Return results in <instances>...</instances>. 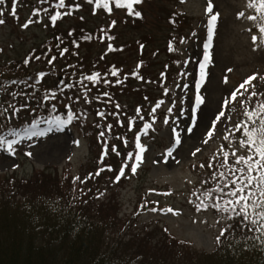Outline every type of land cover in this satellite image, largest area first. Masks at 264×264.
<instances>
[{
  "label": "trees",
  "instance_id": "1",
  "mask_svg": "<svg viewBox=\"0 0 264 264\" xmlns=\"http://www.w3.org/2000/svg\"><path fill=\"white\" fill-rule=\"evenodd\" d=\"M36 2L34 9H47V12L39 13L44 16L45 38L20 59H3L0 47V111L10 104L19 107L26 103L29 107L20 108L18 118L5 122L0 117V122L22 128L36 117H41L42 121L47 120L49 115L65 117L67 109L64 105L74 104L77 115L86 111L87 118L74 120L70 125L88 138L92 156L81 165L76 176L69 170L52 173L38 168L29 176L20 177L13 172L0 175V264H264V243H261L264 236L260 233L230 228L219 243L216 241L213 251L205 252L169 235L158 221L137 227L132 225L135 217H121L114 190L131 173L126 169L125 176L113 182L121 157L110 153L105 163H111L114 171L105 170L99 176L85 179L89 173L103 167L99 162L103 149L98 133L105 131L106 124H112L113 128L103 140L117 144L122 156L134 151L133 147L125 148L116 137H126L129 144L131 132L127 122L137 116L134 108L139 107V116L151 122L150 106L166 95L163 89L171 80L178 62L176 51H168L169 42L176 49V41L183 36L184 14L159 6L163 0H143L134 5L136 10L142 12V18L128 15L126 9H117L112 0H109L112 13L97 9L95 14L87 0H66V4L79 3L81 7L73 9L71 15L62 16L53 24L48 16L54 11L64 12L66 9H55L54 0ZM8 4L11 6L10 0H5L0 9ZM154 4L159 9L151 17L146 8ZM82 13H88L93 27H88L87 18L81 19ZM122 14V18H127L123 23L130 22L132 27L152 22L161 26L164 23L165 28L159 29L166 35L162 43L153 44L155 39L151 31L135 35L127 42H116V33L110 31L107 34V30L115 25L109 27L114 20L110 16L118 19V15ZM101 17L107 18L108 25L101 23L96 27L94 23ZM69 32L72 34L69 35ZM89 36L91 39H85ZM108 44L112 45L111 50ZM64 49L67 51L61 56L59 53ZM123 51L126 59L121 58ZM160 55L167 57L162 64L158 60ZM52 57L55 59L49 65L47 60ZM25 59L29 61L27 65L24 64ZM138 63L141 64L139 68ZM113 67L119 70L116 77L110 75ZM40 71L47 75L37 81L35 77ZM94 71L101 74L100 82L93 84L85 79L82 84L78 83L81 76L86 77ZM133 71L143 80L132 76ZM117 79L122 83H115ZM103 80L109 83L105 84ZM12 81L17 83L13 84ZM61 81L74 87L64 88ZM85 89L92 101L89 104H85L83 99L75 100L76 96L83 97ZM50 90L55 91L56 99L43 101L45 107H40L42 96L50 95ZM18 92L23 95L15 96L13 100L12 96ZM103 92H108L109 96L104 97ZM260 99L264 97L254 98L253 104ZM53 104L55 111H52ZM116 104L120 105L119 109L115 108ZM33 108L35 112L31 110ZM97 111L108 114L107 119L96 116ZM113 112H117L118 116L111 115ZM90 116L93 117L91 122L88 119ZM242 118L243 111L236 122ZM117 119L123 124H116ZM6 130V127L0 128V131ZM210 160L207 158L200 163L205 167L198 171L199 183L191 190L194 205L204 199V191H212L216 187L211 173L217 169L207 167ZM219 160L214 164L218 165ZM75 177L80 179L74 182ZM97 191L103 192V196L96 198ZM208 210L224 218L222 228L234 223L227 213H218L211 208L201 211Z\"/></svg>",
  "mask_w": 264,
  "mask_h": 264
},
{
  "label": "rangeland",
  "instance_id": "2",
  "mask_svg": "<svg viewBox=\"0 0 264 264\" xmlns=\"http://www.w3.org/2000/svg\"><path fill=\"white\" fill-rule=\"evenodd\" d=\"M34 3H37L36 0L31 2L17 0L15 18L10 14L9 4L6 8H1L3 15H0V19L5 20V23L0 25V47L3 50L1 55L3 59H20L32 46H37L45 38L44 16L33 13ZM206 4L207 0H163V3H159L163 8H172V11L177 10L184 14L182 33L187 42L181 44L178 40L175 45L180 59L176 66L177 72L171 75V80L165 86L170 91L165 95L166 99H163L164 103L159 108V122H156L151 134L149 132L146 136L141 134V143L147 146L143 153V163L138 167L136 174L130 173L128 178L115 188L114 194L118 202L119 215L135 217L132 225L139 227L150 221H158L169 235L189 243L198 251L211 252L215 247L216 237L220 234L224 218L210 210L196 211L191 190L199 183L200 160L213 157L224 141L217 133L208 144H203L202 140L207 139L204 135V124L222 105L223 99L227 98L247 76L253 73L264 76V46L254 48L250 39L251 33L246 29L253 27V32H256L255 27L244 18H236L238 11H245L246 15L251 14V10L246 8V0H213V10L219 13V17L211 49L213 62L208 67V76L201 92L205 99L200 109L204 120L198 121L193 133L181 132V145L165 160L166 148L171 146V128L176 126L174 122L178 121L181 128L188 122V109L194 95V74L198 69L196 57L202 55V43L206 38L207 16L204 12ZM157 9L159 8L155 4L146 8L151 17ZM81 16L87 18L85 21L89 28L93 27L88 13H82ZM122 17L123 14L118 15V19L114 15L110 16L116 23L112 29L107 30V34L110 31L115 32L116 42H127L135 35L139 36L151 31L155 39L153 44L156 45L158 42L162 43L166 36L159 31L160 28H165L164 23L161 26L152 22L132 27L130 22L123 23L127 18ZM29 20L32 23H29L27 28L21 27ZM101 23L108 25L107 18L101 17V20H96L94 25L98 27ZM193 32L196 33L195 37L192 35ZM256 34L258 35V32ZM153 44L149 43L150 46ZM124 53L123 51L121 58L126 59ZM165 57L166 55L158 57L161 64L165 61ZM185 60L189 61L186 65L183 63ZM227 69L232 71L229 72ZM185 72L187 75H184ZM225 76L228 77L227 83H224ZM184 83L189 84L187 90L182 88ZM254 83L259 85L261 82L258 79ZM239 99L242 97H238ZM181 100L184 101L183 104ZM172 101L175 102V106L173 112L169 114L167 108L173 106ZM181 107L185 109L184 115L179 114ZM240 110L238 103L230 104L226 109V115H232L234 123ZM166 116H169L168 124L164 123ZM88 119L90 122L93 121L92 116ZM38 127L46 128L47 125L41 122ZM74 141H79V144ZM15 147L17 149L15 155L0 150V175L13 172L20 177L29 176L35 168H38L52 173L69 170L75 176L80 171L81 165L88 162V158L92 156L88 138L85 136L82 138L80 130L72 125H65L59 131L53 129L43 137L23 140ZM197 147L201 148V151L195 156L191 155ZM27 151H31L32 156L25 155ZM13 164L18 167L13 168ZM149 189L155 191L150 192ZM153 204L157 209L172 207L179 211L175 215L160 211L153 212L151 210Z\"/></svg>",
  "mask_w": 264,
  "mask_h": 264
},
{
  "label": "snow or ice",
  "instance_id": "3",
  "mask_svg": "<svg viewBox=\"0 0 264 264\" xmlns=\"http://www.w3.org/2000/svg\"><path fill=\"white\" fill-rule=\"evenodd\" d=\"M47 2V0H43ZM143 0H112V3L117 9H126L127 14L134 16L136 18H142V12L136 10L134 5L142 3ZM5 0H0V5H3ZM87 3L92 6L93 14L96 13L97 9H102L105 12L112 13L113 8L110 7L109 0H87ZM17 7V0H11V15L15 18ZM53 7L55 9H66V11H54L48 16V19L55 24L56 21L65 15H71L73 9H79L81 4L79 3H69L66 4V0H54ZM246 8L251 10V14L246 15L245 11H238L236 13V18H244L251 22L255 27L256 32H253V27H248L246 31L251 33L250 39L255 47L264 46V0H246ZM213 0H207L204 12L207 16V27H206V38L202 43V55L196 57V64L198 69L194 74L193 82V102L188 109V122L184 124L183 128L180 127L178 121L174 122L176 126L171 128V146L166 148L164 159L171 157L174 150L181 145V132H186L188 134L193 133L194 129L198 126V121H203L204 116L200 113L201 106L205 103V99L201 94V86L208 76V67L212 64V53L211 49L213 46V37L215 34V29L217 26V21L219 17L218 12H214ZM41 11L47 12V9L39 8L33 9L35 15H39ZM0 15H3V9H0ZM82 19V17H81ZM38 22V21H37ZM5 20L0 19V25L4 24ZM29 23L22 24L21 27L27 28ZM116 23L115 20L111 21L109 27ZM103 32V29H101ZM258 32V35L256 34ZM72 33L69 32V35ZM192 35L195 37L196 33L193 32ZM104 37L102 36L101 39ZM111 39V37H108ZM85 39H91V36L85 37ZM179 42L181 44L186 43L185 37H180ZM259 42V43H258ZM143 47V45H141ZM108 49H112V45L108 44ZM67 49L62 50L59 54L64 55ZM168 51H176L173 48L172 42H169ZM39 59V57H37ZM55 57L47 60V63L51 65ZM29 61L24 60V64L27 65ZM186 65L189 63L188 60L183 61ZM141 67V64H137V68ZM118 69L113 67L111 69L110 75L116 77L118 74ZM231 72L232 69H227ZM109 73H105L108 75ZM46 73L40 71L36 75L37 81L41 78L46 77ZM132 76H136L138 79L143 80L142 76H139L137 72L133 71ZM163 76V73H161ZM184 75H187L185 72ZM101 74L98 72H92L91 74L81 76L78 83L87 80L93 84L100 82ZM261 82L259 85L254 83V81ZM108 84V80L102 81ZM228 82V77H224V83ZM13 84L17 81H12ZM64 88H72L73 84L66 81H61ZM115 83H122L121 80L117 79ZM181 87V85H177ZM184 90L189 88L188 83L182 85ZM243 90V91H241ZM51 91V90H50ZM63 91V89H59ZM170 89L165 87L163 93H169ZM23 93H16L12 96H22ZM104 97H108V92H103ZM238 97L242 99L238 100ZM256 97H264V76H260L258 73H253L247 76L242 83L239 84L234 90L230 92V95L223 99L222 105L213 113L211 118H208L207 122L204 124L205 132L204 135L207 139H203V144H208L210 140L214 139L216 134L219 133L223 141L228 142L227 145L220 144L217 148L216 153L213 155L209 161L207 167H215L217 170L211 173V177L216 181V187L212 191H204V199L195 205L196 211L207 210L209 208L215 209L216 212L229 214V219L234 223L228 225L227 227L220 229V234L216 237L217 243L221 241V237L225 236L229 232L230 228L236 227L241 231L247 230L248 232L260 233L264 236V99L256 100L253 104V99ZM100 97H95L94 99H99ZM56 99L55 91H51L50 95H44L41 98L40 107H45L43 101H49ZM68 99H72L69 97ZM83 99L85 104H89L92 101L88 98V90H84L83 97L76 96L75 100L80 101ZM147 99V97L145 98ZM164 103V100H158L154 106L151 107V122L144 121V118L139 116L141 109L137 107L136 114L137 117L143 122L142 127L139 131L134 133V151H128L124 156L118 150L117 144L109 143L103 140L107 133L112 131L113 125L106 124L105 131H100L98 133V138L102 141V152L99 156V162L103 165L96 170L95 173H89L85 179H89L93 176H99L105 170L113 172V165L111 163H105V158L111 153L117 157H121L118 169L115 170L113 182H118L123 176H125L126 169L130 170L132 174H136L138 167L143 163V153L146 150V145L141 143V134L147 135L149 129L152 128L153 123L156 120L154 113L156 110ZM173 106L167 108V113L171 114L173 112V107L175 102H171ZM184 101L181 100V104ZM238 103L243 109V118L238 122L233 123L232 115H226V109L230 104ZM28 104H21L19 107L14 104H10L8 107L3 108L0 111V117L3 118L5 122H10L13 118H18L20 113V108H28ZM64 107L67 109L66 116L61 117L60 115H49L47 120H43L41 117H36L31 120L30 123L26 124L23 128H16L9 126L8 123L0 122V128L6 127V131H0V150H4L9 155H15L16 145L21 143L23 140H31L33 137H43L46 133L53 131V129L61 130L65 125L71 124L74 120L86 119L87 112L83 111L80 115L74 111V104H65ZM120 105L116 104L115 108L119 109ZM33 112L36 111L35 108L31 109ZM55 105H52V111H55ZM235 111V110H234ZM179 114L184 115L185 109L181 107L179 109ZM96 116L102 119H107V115L104 111H97ZM113 116H118L117 112L111 113ZM43 122L47 125L46 128H39L38 125ZM133 119H129L127 122V128L129 131L133 127ZM164 123H169V116H166ZM116 124L122 125L123 122L119 119L116 120ZM220 126V127H218ZM97 127H100L97 124ZM237 134L239 138L237 140ZM116 139L123 143L124 147L127 148L128 141L126 137L117 136ZM74 143L79 144V141H74ZM238 145V146H237ZM246 152V154H241V151ZM201 151V148H195L191 155L195 156ZM25 155L32 156L31 151L25 152ZM220 158L218 165L214 164V161ZM154 163L156 161H153ZM13 168L18 167V165L13 164ZM201 168L205 165L201 164ZM222 169V171H221ZM79 177L74 178L79 180ZM83 183V181H81ZM202 183H207L203 181ZM83 191V190H81ZM149 191H155L154 189H149ZM103 192L97 191L96 198L103 196ZM195 195V193H193ZM199 199V197H198ZM153 212H167L172 214H178L177 209L172 207L157 209L153 207L151 209ZM255 239H260V237H255ZM264 243V240L261 241Z\"/></svg>",
  "mask_w": 264,
  "mask_h": 264
}]
</instances>
